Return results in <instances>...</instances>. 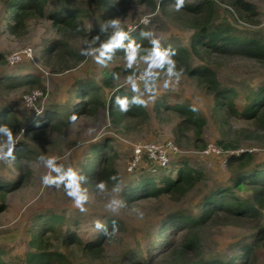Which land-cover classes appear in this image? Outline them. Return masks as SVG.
Masks as SVG:
<instances>
[{"label":"rangeland","instance_id":"1","mask_svg":"<svg viewBox=\"0 0 264 264\" xmlns=\"http://www.w3.org/2000/svg\"><path fill=\"white\" fill-rule=\"evenodd\" d=\"M72 1L81 4L89 12L85 21L86 29L91 30L97 26L107 28L111 35L110 41L119 42V35L134 30L155 41L160 50L190 45L193 32L177 19L162 14L158 8L152 10L147 0H137L126 17L120 19L104 18L94 0ZM153 1L159 6L161 0ZM185 1L196 3L201 0ZM247 1L257 6L256 23L243 20L234 8L218 2L213 24L229 26L230 33L240 37L264 35V0ZM52 10L50 7L49 12ZM5 14L4 4L0 2V55L3 56L0 61V112L9 108L26 124L42 121L47 110H55L68 122L73 108L79 103L77 83L95 82L103 88L105 98L109 99L113 89L103 84L105 71L111 72L118 68L117 89L123 87L135 93L147 106L150 116L142 122L135 119L136 123L129 127H125L127 119L117 126L113 124L107 108H102L98 116L81 115L74 122L63 125L62 129L51 127L43 131L34 130L29 135L22 129L11 140L1 137L0 181L13 184L7 187L3 205L0 199V247L5 250L4 259L13 264H25L28 253L33 250L29 244L28 230L34 217L52 211L64 215L72 226L71 230L80 234L85 242L97 237L108 218H117L122 222L121 232L105 246L101 260H87L80 253L68 254L61 240L54 239L52 248L63 251L72 264H127L123 257L129 253V258L135 253H140V261L147 260L149 234L163 219L175 211L199 213L198 203L207 190L215 185L231 184L232 171L225 161L230 151L225 150L218 142L232 140L238 130L250 128V125L243 119H234L227 128H221L210 113L211 95L186 74L159 69L145 58L121 57L104 64L101 58L104 43L92 45L86 38L72 41V46L82 52V59L70 68H64L56 62L46 65L41 56L42 48L62 38L52 22L49 19L34 20L29 24L27 35L17 38L5 26ZM27 49L32 50L33 58L24 55ZM17 53L22 54L23 59L13 60ZM194 64L203 62L195 60ZM211 67L221 84L236 88L240 107L247 102L249 93L264 84V64L253 59L227 58L221 61L220 65L211 64ZM22 73L36 75L41 79L43 88L21 86L13 90L5 89V75L14 77ZM141 75L145 77L140 78ZM151 76L154 77L149 81L147 78ZM164 96L174 102H189L206 115L207 124L200 140L192 131H185L181 135L178 129L180 119L177 116L163 118L156 114L154 105ZM106 139H112L111 144L118 152L120 185L112 189L102 187L95 191H86L78 186L85 198L77 203L76 197L68 194V184L59 186V175L71 171L78 178L83 164L91 154V147ZM241 139L243 140L240 148L254 151L255 162L264 163V139ZM18 141H25L34 153L33 160L22 161V168L30 165L32 173L21 180L19 177L23 173L9 156L10 149H13V145ZM166 142H172L178 148L169 153V163L166 167L160 166L155 159L151 160L147 154H143L138 166L129 171L135 144ZM202 144L204 146L200 147ZM210 146L221 151L206 153ZM187 160L194 166L202 167L208 179L194 187L185 197L180 200L169 196L159 199L151 197L134 200L128 204L121 200V190L137 180L140 172L167 171L175 175L176 168L173 169L172 166ZM45 177H48L50 182L45 183ZM18 180V184H14ZM238 194L242 199L254 203L250 192ZM261 216V223L264 225V211ZM199 231L203 246L202 257L227 261L229 257L238 255L243 245L251 243L257 230L249 226L212 223L201 226ZM257 255V264H264V247L257 249ZM159 257L161 256L155 255L152 264H168Z\"/></svg>","mask_w":264,"mask_h":264},{"label":"trees","instance_id":"2","mask_svg":"<svg viewBox=\"0 0 264 264\" xmlns=\"http://www.w3.org/2000/svg\"><path fill=\"white\" fill-rule=\"evenodd\" d=\"M4 4L7 20L5 26L17 38L27 35L29 24L34 20L49 19L62 38L42 48L41 56L46 65L53 62L64 68H70L83 58L81 51L72 46V41L86 38L89 44H105L101 49L102 62L105 64L115 58H145L159 69L191 77L207 94L212 97L211 116L221 128H227L234 119H243L250 128L237 131L232 140H221L218 143L229 149H241L246 139H264V84L248 95L243 106L238 105L239 93L235 87L221 84L211 64L220 65L227 58H249L264 64V35L255 34L240 37L230 33V27L213 24L218 2L228 5L245 21L256 23L258 20L257 6L247 0H201L188 3L182 0L177 8L178 0H161L159 6L153 0H147L152 10L157 8L162 14L177 19L193 32L189 47H171L158 49L155 41L149 40L138 31L129 30L119 35V42H113L107 28L97 26L86 29L87 9L72 0H0ZM104 18L120 19L126 17L137 0H94ZM50 7L53 9L49 12ZM107 42L109 44L107 45ZM165 54L160 62L156 52ZM3 56L0 55V61ZM198 60L203 64L195 65ZM137 72V71H135ZM118 68L111 72L105 71L104 86L111 90L109 99L105 98L103 88L95 82L81 81L77 83L79 103L73 108L68 122L62 119L55 110H47L42 121L23 124L13 110L2 109L0 112V138L10 140L23 129L30 134L32 131H43L51 127L62 129L63 125L74 122L81 115L96 117L102 108H107L113 124L120 126L127 119L125 127L149 118V110L139 97L123 87L117 89ZM151 78H147L152 81ZM5 89L13 90L21 86L43 88L41 79L34 74L22 73L11 77L5 75ZM106 96H107V92ZM158 116L167 118L177 116L180 121L178 129L181 135L192 131L200 140L207 124L206 115L200 108L189 102L170 101L166 96L159 98L154 105ZM10 134V135H9ZM106 139L91 147V154L83 164L77 184L86 191L99 188L112 189L121 182L117 168L118 152ZM202 144L200 147H203ZM33 154L25 141H18L10 149L9 156L23 173L19 177L27 178L32 173L30 165L22 168V161L33 160ZM227 164L232 171L231 184L215 185L207 190L198 203L199 213L175 211L161 221L159 226L149 234V258L140 261V253L129 258L124 254L127 264H152L155 255L165 263L180 264H257V249L264 247V225L261 215L264 211V163H256L254 151L244 150L239 155L230 154ZM175 175L167 171L140 172L137 180L127 184L121 190V200L128 204L138 199L169 196L174 199L185 197L194 187L204 183L208 175L202 167L194 166L190 161L177 163ZM171 168V169H172ZM69 172L59 175V186L69 182ZM19 180L14 184H18ZM13 184L0 181V199L2 205L6 192ZM238 192H250L254 200H244ZM77 223V221H74ZM121 221L108 218L101 232L93 240L85 242L80 234L71 230V225L62 214L49 211L34 217L29 228V244L33 249L26 257L25 264H72L65 253L53 249V240H61L68 254L80 253L87 260H101L105 246L117 238L121 232ZM220 223L224 225L249 226L256 229L251 243L241 247L238 255L231 256L227 261L212 258L204 259L203 246L199 229L203 225ZM158 253V254H157ZM5 250L0 247V264H13L4 259Z\"/></svg>","mask_w":264,"mask_h":264},{"label":"built area","instance_id":"3","mask_svg":"<svg viewBox=\"0 0 264 264\" xmlns=\"http://www.w3.org/2000/svg\"><path fill=\"white\" fill-rule=\"evenodd\" d=\"M137 26H135V29ZM119 39V38H118ZM116 42V41H115ZM24 55L33 58L32 50H25ZM23 55L20 53H17L16 56L13 57V60L17 59H23ZM145 77L144 75L139 76ZM211 147V146H210ZM177 146H175L172 142H166L164 144H157V143H144V144H135L134 145V157L132 161L129 164V171H133L136 166H138L139 161L141 160V157L143 154H147L149 159H155L160 166L166 167L169 163V153L173 152L174 150H177ZM248 150V149H236V150H230L229 154L227 155L225 161H227L228 156L230 154L233 155H239L242 151ZM221 150L215 148L214 146L207 149L206 153H219ZM251 151V150H249Z\"/></svg>","mask_w":264,"mask_h":264},{"label":"clouds","instance_id":"4","mask_svg":"<svg viewBox=\"0 0 264 264\" xmlns=\"http://www.w3.org/2000/svg\"><path fill=\"white\" fill-rule=\"evenodd\" d=\"M181 2L182 0H178L177 3V8H179L181 6ZM164 55L163 53H160L159 51L156 52V56L158 57V60L154 61V62H160V60L164 59ZM10 135V134H9ZM49 166L51 167V161L48 162ZM69 182H68V188H69V195L71 196H75L77 199V203H80L81 200H83L85 197L83 196V194L79 191V187L77 184V177L74 173H72L71 171L69 172ZM45 183L50 182L48 177L44 178Z\"/></svg>","mask_w":264,"mask_h":264}]
</instances>
